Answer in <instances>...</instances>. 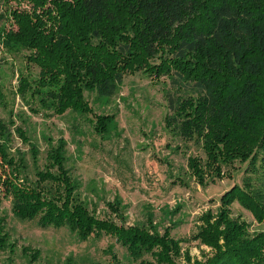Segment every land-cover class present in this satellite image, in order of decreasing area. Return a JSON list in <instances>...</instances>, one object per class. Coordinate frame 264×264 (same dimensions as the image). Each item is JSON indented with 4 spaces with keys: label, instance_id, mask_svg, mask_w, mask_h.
<instances>
[{
    "label": "trees",
    "instance_id": "obj_1",
    "mask_svg": "<svg viewBox=\"0 0 264 264\" xmlns=\"http://www.w3.org/2000/svg\"><path fill=\"white\" fill-rule=\"evenodd\" d=\"M16 1L30 8H5L17 28H0V45L10 53L30 49L27 59L39 67L33 79L21 73L23 99L41 97L56 114H92L96 131L105 134L114 116L96 114L86 91L112 97L124 77L137 71L157 81L166 77L167 127L205 154L188 158L196 180L206 185L237 161L247 166L243 184L221 196L217 211L201 215L195 233L177 239L173 225L159 231L152 214L145 223L129 225L97 216L67 165V139L60 136L48 148L40 167L39 147L16 126L30 145L31 173L25 152L8 153L13 121L0 117V158L8 167L6 177L0 176V205L11 197L15 217L68 227L82 239L111 235L139 264H183L181 258L184 264H264V230L251 233L240 216L231 215L238 201L264 221V0ZM6 224L0 208V252H14ZM187 240L213 253L193 258L183 248ZM23 251L27 264L41 253L30 246Z\"/></svg>",
    "mask_w": 264,
    "mask_h": 264
},
{
    "label": "rangeland",
    "instance_id": "obj_2",
    "mask_svg": "<svg viewBox=\"0 0 264 264\" xmlns=\"http://www.w3.org/2000/svg\"><path fill=\"white\" fill-rule=\"evenodd\" d=\"M5 8L28 10L30 6L16 0L3 4L0 0V28L16 29ZM29 53L27 48L6 52L0 45V117L8 124L13 121L7 151L25 152L32 173L30 145L17 134L16 126L39 147L40 167L46 163L48 148L64 136L68 141L67 165L80 182L82 200L97 216L129 225L145 223L152 214L159 231L171 224L175 238H189L200 227L201 215L217 211L221 196L234 184H243L247 163L238 161L221 178L208 179L206 185L190 173L188 158L205 154L198 143L182 139L167 127L166 77L157 81L145 71H137L124 77L112 97L86 91L96 114L114 116L109 131L101 134L95 129L96 117L92 114H56L39 101L41 97L27 94L22 98L21 73L33 79L39 72V67L28 61ZM1 162L0 158V176L5 178L8 167ZM3 188L0 183L1 195ZM0 208L7 218L11 242L16 245L14 252L1 250L0 264H27L25 246L40 250L34 264H139L111 235L82 239L68 227H42L36 220H21L13 215L11 197H3ZM231 215L240 216L251 233L264 230V221L258 222L238 201L232 205ZM182 245L193 258L213 253L198 241L187 240Z\"/></svg>",
    "mask_w": 264,
    "mask_h": 264
}]
</instances>
